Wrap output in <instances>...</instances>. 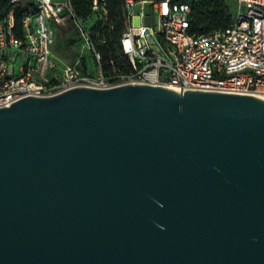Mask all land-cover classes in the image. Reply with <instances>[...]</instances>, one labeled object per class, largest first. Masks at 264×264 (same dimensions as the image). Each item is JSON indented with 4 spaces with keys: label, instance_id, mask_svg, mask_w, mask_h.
I'll list each match as a JSON object with an SVG mask.
<instances>
[{
    "label": "water",
    "instance_id": "water-1",
    "mask_svg": "<svg viewBox=\"0 0 264 264\" xmlns=\"http://www.w3.org/2000/svg\"><path fill=\"white\" fill-rule=\"evenodd\" d=\"M182 91L0 106V264H264V97Z\"/></svg>",
    "mask_w": 264,
    "mask_h": 264
},
{
    "label": "built area",
    "instance_id": "built-area-1",
    "mask_svg": "<svg viewBox=\"0 0 264 264\" xmlns=\"http://www.w3.org/2000/svg\"><path fill=\"white\" fill-rule=\"evenodd\" d=\"M100 1L91 0L93 14L84 19L73 0H0V106L79 86L108 89L136 83L179 92L183 87L182 92L264 95V0H230L237 5L233 21L206 34L191 32L192 2L197 0H123L122 46L130 62L125 72L105 70L93 39L92 27L106 14L103 10L101 15ZM147 2L150 14L144 11ZM20 4L25 8L18 35L15 9ZM139 4L142 9L136 15ZM67 18L77 24L86 46L76 62L62 69L53 51L54 24H64Z\"/></svg>",
    "mask_w": 264,
    "mask_h": 264
},
{
    "label": "trees",
    "instance_id": "trees-1",
    "mask_svg": "<svg viewBox=\"0 0 264 264\" xmlns=\"http://www.w3.org/2000/svg\"><path fill=\"white\" fill-rule=\"evenodd\" d=\"M230 0H197L192 2L191 32L206 34L214 29L227 27L234 17ZM77 14L87 19L93 14L91 0H73ZM102 11H106L92 27V35L98 51L101 53L105 70L120 72L130 70L129 57L122 46V36L125 31L126 21L124 14L125 3L123 0H101ZM25 6L20 4L15 9L16 33L21 35V21ZM100 15V16H101ZM76 42L70 39L67 44Z\"/></svg>",
    "mask_w": 264,
    "mask_h": 264
},
{
    "label": "rangeland",
    "instance_id": "rangeland-1",
    "mask_svg": "<svg viewBox=\"0 0 264 264\" xmlns=\"http://www.w3.org/2000/svg\"><path fill=\"white\" fill-rule=\"evenodd\" d=\"M54 1L64 2L66 0H54ZM229 4L233 7V12H234V15L236 16L237 15V5L232 1H229ZM141 9L142 7L139 4L135 9L136 15L140 13ZM144 11H145V14H150L152 12V5L150 2H147L145 4ZM95 21H96V17L88 21L87 25L92 26L95 23ZM54 29L56 32V39L53 45L54 56L58 62V66L64 69V65L67 62L71 63L75 60L74 56H72L74 55L73 52L74 53H77L78 51L81 52L86 46V42L82 39L78 26L72 19H69V21H67L64 24H54ZM70 39H74L76 42H74L69 47L67 51L68 54H65L64 47L68 45L67 42ZM88 55H89L90 65L92 69L93 68L95 69L93 59L91 58L90 54Z\"/></svg>",
    "mask_w": 264,
    "mask_h": 264
},
{
    "label": "crops",
    "instance_id": "crops-1",
    "mask_svg": "<svg viewBox=\"0 0 264 264\" xmlns=\"http://www.w3.org/2000/svg\"><path fill=\"white\" fill-rule=\"evenodd\" d=\"M67 21H69V18L66 19L65 23H66ZM137 21H138V19H136V22H137ZM72 44H73V43H72ZM72 44L67 45L66 47H64V53H65V54H68L67 51H68L69 47H70ZM73 54H74V55H72V56H74L75 60H74L73 62H71V63H74V62H76V61L78 60L79 55H80V51H78L77 53H74V52H73ZM71 63H70V62H69V63L67 62L64 66H66L67 64H71Z\"/></svg>",
    "mask_w": 264,
    "mask_h": 264
},
{
    "label": "bare ground",
    "instance_id": "bare-ground-1",
    "mask_svg": "<svg viewBox=\"0 0 264 264\" xmlns=\"http://www.w3.org/2000/svg\"><path fill=\"white\" fill-rule=\"evenodd\" d=\"M259 96H262V97H264V95L263 94H258Z\"/></svg>",
    "mask_w": 264,
    "mask_h": 264
}]
</instances>
